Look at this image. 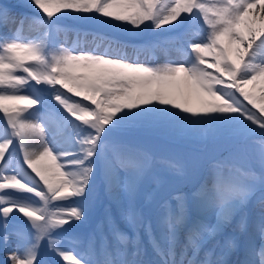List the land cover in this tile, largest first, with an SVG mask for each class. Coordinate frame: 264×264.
<instances>
[{"label": "snow or ice", "instance_id": "6c2138e0", "mask_svg": "<svg viewBox=\"0 0 264 264\" xmlns=\"http://www.w3.org/2000/svg\"><path fill=\"white\" fill-rule=\"evenodd\" d=\"M91 21L145 38L134 53L176 45L186 59L133 60L119 37L83 30ZM0 114V264H229L241 248L233 264H264V0L0 3ZM161 125H212L252 142L254 153L243 166L232 155L211 161L190 192L161 199L150 218L136 196L153 157L127 134ZM167 164L188 176L184 164ZM121 169L129 174L121 219L131 231L106 214L84 233L93 177L102 173L114 194ZM254 198L259 247L241 240Z\"/></svg>", "mask_w": 264, "mask_h": 264}, {"label": "rangeland", "instance_id": "374dc122", "mask_svg": "<svg viewBox=\"0 0 264 264\" xmlns=\"http://www.w3.org/2000/svg\"><path fill=\"white\" fill-rule=\"evenodd\" d=\"M0 3L22 5L26 3V0H0ZM15 11L17 13H27L29 16H42V13L32 8L16 7ZM61 23L72 25L74 24V21L62 18ZM10 27L13 26L10 25ZM82 27L85 31H98L101 34H107L113 38L119 37L125 44L129 45V47L125 48L124 51L127 52L133 60L139 59L140 62L160 64L158 58L161 59L163 55H165V57H172L174 59L173 61H182L186 59V57L177 50L178 46L176 45L169 46L167 50H144L139 53H134L133 47H145V38L140 36L132 37L130 34L123 33L120 29H109L107 26L97 21H91ZM185 27H187V25H185ZM183 30L184 29H180L179 31ZM5 31L8 30L5 29ZM154 34L162 36H175L178 33L169 31L159 33L157 30ZM25 35H36V32L29 31L26 26ZM60 38L63 39V36ZM74 38V36H70L69 42H71ZM89 47H91V45H89ZM2 123V114H0V124ZM213 128L214 126L212 125H200L191 130H181L176 127L174 130L166 128L163 131H151L142 133V135H139L136 132L127 134V139L131 143L149 152L153 157L150 171L141 183L136 196L137 206L141 208L147 216L151 218L155 215L158 211V202L161 199L170 198L178 191L190 192L193 184L199 179L205 177L204 174L207 175V168L211 161L232 155L235 157L238 164L243 166L247 163L249 155L254 153L255 145L252 142H249L248 144L237 143L225 132L223 134L221 133L220 137L212 135ZM200 131L201 135L200 137H197ZM195 138H197V140H194ZM168 161H177L184 164L187 167L188 176L183 179L176 176L171 169H169L167 164ZM122 174L124 176L123 179L121 177ZM128 179L129 174L126 171L122 169L118 170L114 175V180L117 185L114 188V194H112L106 190L102 173L93 177L95 183V193L93 196L94 203L92 207L91 219L89 223L82 226L81 231L84 233L91 231L101 219H104L106 214H110L113 218H115L116 222L122 229L129 232L131 231L128 225H126L121 219V210L122 208H126L128 205L127 197L122 190L123 185ZM150 196L151 199H149ZM248 209V212H251L248 214V233L242 235L241 240L243 241L248 235H250L255 245L259 247L261 241L259 233L255 230V222L258 219L260 205L256 202L255 198L249 204ZM239 219L240 217L237 215L234 219L236 224ZM208 220L214 222L215 217L211 216ZM235 223L232 222L227 225L224 229L223 235L217 239L222 242L224 237L232 234L236 228ZM14 244L15 239H13V245ZM145 246L150 252L151 249L150 246L147 245L146 238ZM208 247H211V244H209ZM202 255L203 253H201V256ZM0 256V260H2V252ZM243 257L244 253L242 248L238 249L232 254V256L229 257V264H233V262L243 259Z\"/></svg>", "mask_w": 264, "mask_h": 264}, {"label": "trees", "instance_id": "16d2710c", "mask_svg": "<svg viewBox=\"0 0 264 264\" xmlns=\"http://www.w3.org/2000/svg\"><path fill=\"white\" fill-rule=\"evenodd\" d=\"M202 126V125H201ZM166 128H169L171 130H174L176 127L175 126H170V125H161V126H155V127H151V128H147V129H143V130H140V131H135L137 134L139 135H142V133H146V132H151V131H157V130H164ZM212 135H215V136H221V133L223 134L224 131L222 129H219L217 127H214L212 129ZM185 134V133H184ZM201 135V131L199 132L198 136L197 137H200ZM194 140H197V138H195ZM189 141V140H188Z\"/></svg>", "mask_w": 264, "mask_h": 264}, {"label": "bare ground", "instance_id": "6f19581e", "mask_svg": "<svg viewBox=\"0 0 264 264\" xmlns=\"http://www.w3.org/2000/svg\"><path fill=\"white\" fill-rule=\"evenodd\" d=\"M184 48H185V50H187L188 52H190V47H188L187 44L184 45ZM173 60L174 59L172 57H170V56L169 57H165V55H163L161 59L158 58V61H159L160 64H164V63H167V62H170V61H173ZM115 185H117V184L115 183ZM210 216H211V213L208 214V217L207 218H209Z\"/></svg>", "mask_w": 264, "mask_h": 264}]
</instances>
